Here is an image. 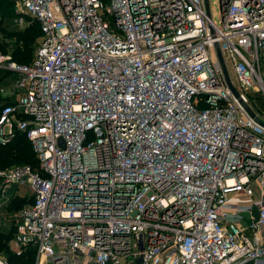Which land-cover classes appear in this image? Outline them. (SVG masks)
<instances>
[{"label":"built area","instance_id":"2783aa9c","mask_svg":"<svg viewBox=\"0 0 264 264\" xmlns=\"http://www.w3.org/2000/svg\"><path fill=\"white\" fill-rule=\"evenodd\" d=\"M208 2L15 0L42 36L29 65L0 53V145L23 134L39 160L0 171V204L32 200L14 253L264 264V0H216L219 22Z\"/></svg>","mask_w":264,"mask_h":264},{"label":"trees","instance_id":"16d2710c","mask_svg":"<svg viewBox=\"0 0 264 264\" xmlns=\"http://www.w3.org/2000/svg\"><path fill=\"white\" fill-rule=\"evenodd\" d=\"M14 7L15 0H0V36L2 37V39H0V53L3 55L9 53L12 61L19 65H29L35 57L42 32L38 22L34 20L26 23L27 25L25 24L26 26H23V28L18 26L13 27L12 23H9L10 20L18 16H24L23 14H16L15 10H13ZM7 37L17 38V43L13 48L9 43L5 42V38ZM8 77L11 79L10 83L16 78V76L9 71H0V82L2 81L1 83H3V80H5L3 85H6ZM254 99L264 111V101L262 96L257 94ZM2 105H0V114ZM20 164H23L21 166H31L33 169H36L39 166V160L26 136L18 133L13 142L6 146L0 145V171L13 165ZM25 200L26 199L21 200V198H14L9 204L4 205L3 207L5 211L14 215L13 217H8L11 221L9 227L10 230L6 233L0 232V253L7 254V259L10 264H34L35 260V249L33 247L27 248L21 255L11 253L9 250V242L13 241L15 238V216L17 212L25 206ZM29 203H32V200Z\"/></svg>","mask_w":264,"mask_h":264},{"label":"rangeland","instance_id":"374dc122","mask_svg":"<svg viewBox=\"0 0 264 264\" xmlns=\"http://www.w3.org/2000/svg\"><path fill=\"white\" fill-rule=\"evenodd\" d=\"M210 4H211V14H212V16L214 18V21L215 22H219L220 21V18H219V10H218V4H217L216 0H210ZM13 10H15V13L16 14H22L16 8V6L14 7ZM24 16H18L16 18H12L9 23L10 24L12 23V26L13 27L18 26V27L23 28V26L25 27L27 25L26 23H29L32 20L31 18L27 17L26 15H24ZM0 39H2L1 36H0ZM5 42L6 43H9L11 45V47L13 48L14 45L17 43V38L16 37H7V38H5ZM6 55L7 56H11L9 53H7ZM14 76H16V74H14ZM232 77L235 79V76H234V73L233 72H232ZM10 80L11 79L8 77L7 78V81H6V85H3L5 83V80H3V83H1L2 82L1 81L0 82L1 83L0 84V88H4V90H5L9 86H11L12 82L10 83ZM260 118L262 119V121H264V118L262 116H260ZM23 164H25V163H23ZM23 164L13 165L11 167H8L7 169L12 168V167H15V166H21ZM29 164H31V163H29ZM21 200H23V199H21ZM25 201H26V203H25V205H26V204H28L31 201V199L30 200L29 199H26ZM3 207H4V205L3 204H0V209H1L0 210V232H3V233L5 232L6 233V232H8L10 230L9 227H10V224H11L10 218H8V217H13L14 215L11 214V213H9V212H7V211H5V209ZM9 245H10V249H9L10 252L11 253H14V251L12 249V241L9 242ZM0 255L4 256L6 258L8 257L6 253H0Z\"/></svg>","mask_w":264,"mask_h":264},{"label":"water","instance_id":"95a60500","mask_svg":"<svg viewBox=\"0 0 264 264\" xmlns=\"http://www.w3.org/2000/svg\"><path fill=\"white\" fill-rule=\"evenodd\" d=\"M205 6H206V9H208V6H209V2L208 0H205ZM217 52H218V58H219V61H220V64H221V67H222V70H223V73H224V76H225V79H226V82H227V85L229 87V89L232 91V93L234 94V96L241 101L240 99V94L238 93V91L236 90V88L234 87V85L232 84V81H231V78H230V75L227 71V68H226V65L224 63V59L222 57V54L220 52V49L217 48ZM245 108L247 109L249 115L254 118V119H257L255 114L252 112V110L247 106L245 105ZM258 123L264 127V123L263 122H260L258 121ZM59 144L64 147V143L62 140L59 141ZM138 240H139V243H140V249L143 250V236L142 235H139L138 236ZM141 261H142V257L139 258V260L137 261L136 264H141Z\"/></svg>","mask_w":264,"mask_h":264}]
</instances>
